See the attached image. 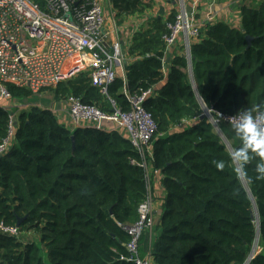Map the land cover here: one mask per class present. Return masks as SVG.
I'll return each instance as SVG.
<instances>
[{
    "label": "trees",
    "instance_id": "trees-1",
    "mask_svg": "<svg viewBox=\"0 0 264 264\" xmlns=\"http://www.w3.org/2000/svg\"><path fill=\"white\" fill-rule=\"evenodd\" d=\"M34 1L42 7L41 0ZM154 1L110 0V5L121 24L151 10ZM168 1L167 17H149L132 36L125 79H116L107 96L80 74L60 83L54 100L73 95L110 113V101L129 109L124 91L139 97L150 92L142 106L156 133L151 157L144 159L162 176L164 196L154 241L148 242V232L141 234L138 257L149 252L153 264H245L257 237L256 211L258 254L249 264H264L259 158L253 155L245 173L237 172L229 151L239 145L233 125L220 122V135L206 118L200 120L204 107L239 115L264 105V0L240 7V29L215 22L200 30L189 46L193 81L181 51L164 46L167 24L178 12L176 0ZM7 91L16 101L32 97L11 85ZM11 114L15 126L0 106V144L11 133L0 155V224L16 227L18 235L0 232V264H135L126 250L127 228L138 220L147 187L138 165L142 158L131 143L117 132L71 130L37 106ZM219 160L226 162L223 170L216 167ZM28 234L32 241L23 239Z\"/></svg>",
    "mask_w": 264,
    "mask_h": 264
},
{
    "label": "built area",
    "instance_id": "built-area-1",
    "mask_svg": "<svg viewBox=\"0 0 264 264\" xmlns=\"http://www.w3.org/2000/svg\"><path fill=\"white\" fill-rule=\"evenodd\" d=\"M41 1L42 7L34 0H0V106L9 113L12 106L5 102L10 103L13 99L7 91L8 85L29 90L32 96H37L46 91L53 92L60 83L86 74L91 86L99 89L102 96H107L108 87L116 79H125L124 67L130 61L126 55L130 42H123L120 37L110 0ZM197 5L194 3L187 8L184 0H179L177 16L173 23L167 24L168 33L163 37L167 51L182 38L185 48L182 54L187 55L190 43L198 39L200 30L215 23L210 16L202 22L197 21ZM136 16L131 38L150 15ZM123 93L129 104L127 111L120 110L110 101L112 111L103 113L73 95L62 98V102L69 118L67 128L90 127L103 132H117L140 154L142 162L138 165L145 170L147 194L138 207L137 222L127 228L130 240L126 250L129 260L135 264H153L149 252L142 258L138 257L137 243L141 234H151L156 224L151 170L144 159L145 155L151 157V140L155 136L156 125L142 106L150 92L140 97ZM201 115L214 128L220 122L234 125L239 116L221 114L205 107ZM195 120L182 121L178 127H185ZM10 136L11 133L0 144V155L7 149ZM161 213L162 210L159 216ZM0 232L18 235L16 227L2 224Z\"/></svg>",
    "mask_w": 264,
    "mask_h": 264
},
{
    "label": "crops",
    "instance_id": "crops-1",
    "mask_svg": "<svg viewBox=\"0 0 264 264\" xmlns=\"http://www.w3.org/2000/svg\"><path fill=\"white\" fill-rule=\"evenodd\" d=\"M107 2L109 0H106ZM263 0H184L185 6L187 8H190L194 3H197V15H196V20L197 21H203L206 16H210L211 19L214 20V22H224L228 24L231 27H234L236 29L241 28V23H240V7L243 5L247 6H256L260 4ZM160 8H162L163 13L161 16L163 18L167 17L169 12L172 9V5H168L167 0H155L153 3V8L151 10H147L145 13L149 14V17L153 16H160ZM137 19V16H129L125 18L121 22V26L119 27V34L120 37L122 35V41H131V35H132V30L135 25V20ZM119 26V25H118ZM196 41H192L191 43H194ZM190 43V44H191ZM184 43L182 38L178 39L177 43L173 48H171L172 51L180 52L182 54V51L184 50ZM169 50V51H171ZM42 99V98H40ZM51 99V104L44 106L43 109H48L53 112L54 116L56 117L57 121L67 127L69 126V118L67 115L66 108L62 102V99L60 101H55L54 96L50 97ZM26 101V100H24ZM23 101H16L14 100V104L17 105L18 107L22 106ZM17 106L14 108H17ZM26 106V105H23ZM22 106V107H23ZM42 108V107H40ZM151 150V149H150ZM149 169L151 170V182H152V192L155 196V228H153V233L148 235V242L150 244L154 241L155 238V230H156V225L160 219L159 212L162 210V205L161 202H163V196L164 193L161 189V180L162 176L158 173H154L152 170V167L150 163L148 162Z\"/></svg>",
    "mask_w": 264,
    "mask_h": 264
},
{
    "label": "clouds",
    "instance_id": "clouds-1",
    "mask_svg": "<svg viewBox=\"0 0 264 264\" xmlns=\"http://www.w3.org/2000/svg\"><path fill=\"white\" fill-rule=\"evenodd\" d=\"M233 128L239 145L231 150L230 160L237 166L236 171L245 173L246 165L254 155L259 158L256 178L264 180V105L254 106L239 114ZM216 167L223 170L226 162L219 160Z\"/></svg>",
    "mask_w": 264,
    "mask_h": 264
},
{
    "label": "rangeland",
    "instance_id": "rangeland-1",
    "mask_svg": "<svg viewBox=\"0 0 264 264\" xmlns=\"http://www.w3.org/2000/svg\"><path fill=\"white\" fill-rule=\"evenodd\" d=\"M178 4H179V0H177V7H178ZM118 25H119V27L121 26L120 24H118ZM121 37H122V35H121ZM52 95H53V93L51 91H46V92L41 93V94H39L37 96L36 95H33L30 99H27L26 101H23L21 103L22 106L23 105H26V106H23V107L22 106L18 107L17 105H15L13 103L14 100L12 102H10V103L5 102V104L8 105V106L9 105L12 106L11 107V110H10V114L12 113V111L14 109H17V108H20L21 110L28 109L31 106H37V107H42L43 108L44 106H47V105H50L51 104L52 101H51L50 97H52ZM40 98H42V99H40ZM14 106L15 107L17 106V108H14ZM23 239H25L26 241H32L34 239V236H32L30 234L23 235ZM42 257H43V259H44V261L46 263L47 261H46L45 255L43 254Z\"/></svg>",
    "mask_w": 264,
    "mask_h": 264
},
{
    "label": "water",
    "instance_id": "water-1",
    "mask_svg": "<svg viewBox=\"0 0 264 264\" xmlns=\"http://www.w3.org/2000/svg\"><path fill=\"white\" fill-rule=\"evenodd\" d=\"M162 13H163V10H162V8H160V13H159L160 16H161ZM246 41H247L248 46H249V45H250V42H251V38H250V37H246ZM188 54H189V55H188ZM181 56L184 57V58L187 60V64H188V73H189V75H190V77H191V80H192L190 52L187 53V55H186V54H181ZM192 81H193V80H192ZM192 84H193V83H192ZM193 88H194V86H193ZM194 91H195V94L197 95V92H196L195 88H194ZM197 96H198V95H197ZM10 116H11L12 126H15V125H16L15 116H14L13 114H10ZM203 118H204V116L201 115V116H200V120H202ZM215 130L218 132V134L221 135V133H220L218 127H215ZM72 142H73V138H72ZM229 151L231 152V149H229ZM243 185H244V188H245V189L247 190V192H248V189H247L246 185H245L244 183H243ZM255 218H256V223H257V237H256V240H255V242H254L253 248H252V250H251V252H250V255H249L247 261L245 262V264H249L250 261H251V260H252V259L258 254L257 251H256V249H257V242H258V235H259V226H258V225H259V224H258L259 219H258V215H257L256 211H255Z\"/></svg>",
    "mask_w": 264,
    "mask_h": 264
}]
</instances>
